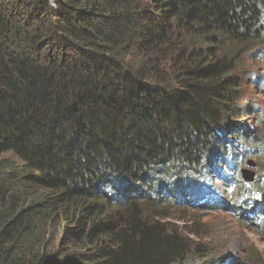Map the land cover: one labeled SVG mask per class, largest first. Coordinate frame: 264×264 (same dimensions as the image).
<instances>
[{
	"label": "trees",
	"instance_id": "trees-1",
	"mask_svg": "<svg viewBox=\"0 0 264 264\" xmlns=\"http://www.w3.org/2000/svg\"><path fill=\"white\" fill-rule=\"evenodd\" d=\"M263 45L264 0H0V264H232L161 205L262 226L206 180L248 191L262 150L224 134L250 111L239 49Z\"/></svg>",
	"mask_w": 264,
	"mask_h": 264
},
{
	"label": "rangeland",
	"instance_id": "rangeland-1",
	"mask_svg": "<svg viewBox=\"0 0 264 264\" xmlns=\"http://www.w3.org/2000/svg\"><path fill=\"white\" fill-rule=\"evenodd\" d=\"M148 3L149 0H141L142 7ZM51 6H54L52 2ZM243 47L239 49L240 65L231 77L236 78L238 84L237 105H248L250 111L230 118L239 126L227 130L224 136L232 144L235 154L254 147L262 150L256 156L245 155L240 170L255 175L253 185H242L249 189L247 194L264 202V45L261 48ZM242 136L246 138L240 140ZM221 166L222 163L217 168ZM210 177L212 183L206 180V186L223 195L225 202L231 203L232 199L249 202L246 196H240L241 190L222 186L214 180L213 174ZM200 183L204 184L202 180ZM161 206L170 213V218L165 221L203 250L207 248L213 255L222 257L232 256V264H264V225L256 226L245 211L237 215L232 210H205L206 207L181 201Z\"/></svg>",
	"mask_w": 264,
	"mask_h": 264
},
{
	"label": "clouds",
	"instance_id": "clouds-1",
	"mask_svg": "<svg viewBox=\"0 0 264 264\" xmlns=\"http://www.w3.org/2000/svg\"><path fill=\"white\" fill-rule=\"evenodd\" d=\"M253 176V180L251 181V182H245L244 180H243V171H241V180H242V184H245V185H247V186H250V185H253L254 183H255V181H254V177H255V175H252ZM241 184V186L243 187V185ZM233 190H241V195L240 196H246V198L248 197V194H247V191L246 192H243V188L242 189H239V188H237V187H234V189ZM248 192H250L249 191V189H248ZM251 195V194H250ZM252 197V196H251ZM253 198V200H254V202L257 204V205H264V202L261 200H257L255 197H252ZM247 200H249L248 198H247ZM250 201L251 200H249V202L248 201H241L242 203H250ZM262 218L260 219V224H262V225H264V222H261V221H263L264 220V215L262 214V216H261Z\"/></svg>",
	"mask_w": 264,
	"mask_h": 264
},
{
	"label": "water",
	"instance_id": "water-1",
	"mask_svg": "<svg viewBox=\"0 0 264 264\" xmlns=\"http://www.w3.org/2000/svg\"><path fill=\"white\" fill-rule=\"evenodd\" d=\"M243 180L245 182H251L253 180L252 174H249L248 172H243Z\"/></svg>",
	"mask_w": 264,
	"mask_h": 264
}]
</instances>
